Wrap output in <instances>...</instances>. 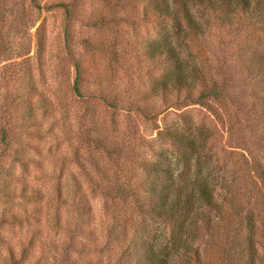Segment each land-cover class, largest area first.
I'll return each instance as SVG.
<instances>
[{
  "label": "rangeland",
  "instance_id": "1",
  "mask_svg": "<svg viewBox=\"0 0 264 264\" xmlns=\"http://www.w3.org/2000/svg\"><path fill=\"white\" fill-rule=\"evenodd\" d=\"M40 1L46 4L51 0ZM10 2L24 8V14L28 10L30 20L38 19L35 26L26 25L25 41L32 46L29 55L33 56L37 83L34 102L38 122L31 129L38 131L41 137L25 136L30 148L21 151L23 161L11 160L12 150L5 152L3 157L8 168H13L16 179L0 178V185L5 186L0 194V264H105L113 245L106 247L103 253L99 250L105 241V231L112 224L115 205H108L94 186L93 179H100V175L96 172L92 151L84 141V137L92 138L89 132L95 128L94 119L82 107L83 100L70 91L76 67L66 46V12L58 7L29 10L30 0ZM78 2L70 20V48L89 72L84 99L101 85L106 89L113 86L124 98L118 108V130L126 136L128 120H136L144 140L143 144L125 146V163L117 172L121 179L141 180L143 166L131 162L132 150L138 152V162L147 158L170 166L176 175L184 171L186 161L181 154L158 137L155 124L159 123L197 139L198 151L187 154L191 169L202 172L220 198L222 182L232 174L235 162L242 159L240 152L244 149L238 146L246 149V155L262 153L257 139L264 131V118L253 98V89L264 85V81L249 72L247 64L254 48H264V37L252 32L249 16L242 15L230 22L219 13L189 0L192 13L205 29V36L194 41L190 34L176 31L171 22L140 20L133 23L127 17L113 24L104 0ZM100 18L103 20L99 21ZM42 22L46 51L40 62L36 59L35 47L36 29ZM15 32L20 33L17 29ZM160 34H164L166 41L179 52L186 78L195 94L199 92L202 73L215 78L224 88L223 101L216 103L218 113L188 101L185 92L179 95L172 90L170 104L162 100L160 91L155 89L160 70L145 52L148 43L161 42ZM116 37L120 41L117 47L121 63L111 58V44ZM88 40L91 41L89 47ZM5 63H1L0 68ZM135 98L150 107L154 117H144L133 110L131 102ZM160 110L162 112L155 115ZM99 118L104 126H109L110 114L101 112ZM106 162L108 158L103 157L99 163L112 177L115 167ZM76 181L80 187H76ZM83 203H88L89 216L84 213ZM126 208L130 232L146 227L158 251L165 254L171 264H195L182 251L171 247L165 250L169 234L165 220L155 217L145 220L131 201L125 203ZM200 210L205 212L206 208ZM196 223L189 225L187 234L191 242L205 238ZM198 246L203 253L205 244ZM258 246L262 250L261 244ZM112 259L114 262V257Z\"/></svg>",
  "mask_w": 264,
  "mask_h": 264
},
{
  "label": "trees",
  "instance_id": "2",
  "mask_svg": "<svg viewBox=\"0 0 264 264\" xmlns=\"http://www.w3.org/2000/svg\"><path fill=\"white\" fill-rule=\"evenodd\" d=\"M104 1L109 6L113 24H118L119 20L127 17L128 21L133 23L140 20L168 21L176 31L190 34L194 41L201 40L205 36V29L192 13L189 0ZM194 1L206 9L219 13L224 16L223 19L230 22L242 15H248L252 23L250 26L253 27L252 32L254 31L258 37H264V0ZM78 3V0H51L42 4L40 0H30L29 10H49L58 7L64 8L66 12L67 22L64 24L66 46L70 49L68 55L74 59L76 67L70 91L83 100L82 107L87 113H91L94 119L95 128L89 132L92 138L84 137V141L92 151L91 157L94 158L96 172L100 175V179H93L94 186L108 205H115L112 224L105 231V241L99 250L103 253L106 247L110 248L113 245V248L109 249L111 254L107 255L109 261L105 264H171L168 257L158 251L146 227L130 232L129 211L125 209V203L129 201L145 220L155 217L168 223L169 234L165 250L171 247L176 251H182L195 264H264V131L257 139L258 145H261L259 146L261 154L251 155L250 152L251 154L246 155V149L238 146L244 149L240 152L242 159L235 162L232 174L222 182L223 192L220 198L210 180L202 176L199 170L191 169L187 154L198 151L197 139L187 132L164 127L159 123L155 124L158 137L169 142L181 154L186 161L184 171L176 175L170 166L147 158H142L138 162V152L132 150L131 162L143 166L141 180L133 182L130 178L121 179L117 172L122 163H125V146L143 144L144 140L137 128L136 120H128L129 133L126 136L118 130L120 128L118 108L124 103V98L113 86L106 89V86L101 85L97 90H91L90 97L84 99L86 96L84 86L89 72L83 65L82 59L76 58V53L70 48L72 36L70 20ZM28 14V10L24 14V8L11 5L10 0H0V64L6 62L0 68V178L2 179H16L13 168L11 166L8 168L3 161L5 152L12 150L11 160L21 162L24 160L21 151L30 148V142L25 136L41 137L38 131L31 129V126L38 122L34 102L37 83L33 56L29 55L32 46L25 41L26 25L35 26L38 19L30 20ZM15 29L20 33L14 34ZM20 35L19 40H15ZM160 36L161 42L148 43L145 52L160 70V74L156 77L155 89L160 91L162 100L170 104L169 95L172 90H176L179 95L185 92L184 97L188 101L201 104L218 113L216 103L223 101V96L226 95L224 88L215 78H210L201 72L200 89L198 94H195L186 78L179 52L172 43L166 41L167 37L164 34ZM36 37V59L43 62L42 58L46 51L44 22L38 25ZM88 43L87 47L90 46L91 41L88 40ZM119 44L118 37L113 38L111 58L115 63H121L117 47ZM96 48L99 49V46ZM248 61V71L260 76L264 81V48H254L250 57L248 56ZM253 96L264 118V85L256 86L253 89ZM131 104L133 110L139 111L144 117H154L150 107L139 103L138 99L135 98ZM101 112L110 114L108 127L104 126L99 118ZM161 112L160 110L155 115ZM127 153L129 154V151ZM103 157L108 158L109 162L106 163L115 167L116 173H113L112 177L108 176L99 163ZM75 185L80 187L77 181ZM4 188L5 186L1 184L0 194L5 191ZM86 204L88 205L83 203L82 207L85 215L89 216L90 210ZM203 207L206 208L205 212L200 210ZM194 222L201 227L205 237L200 242L188 240L187 233ZM201 243L205 244L203 253L198 246Z\"/></svg>",
  "mask_w": 264,
  "mask_h": 264
}]
</instances>
